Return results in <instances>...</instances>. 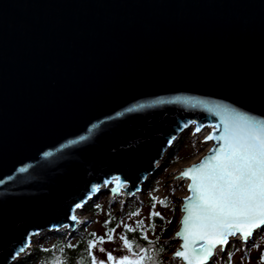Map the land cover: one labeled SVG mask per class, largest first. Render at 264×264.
<instances>
[{"label": "water", "instance_id": "obj_1", "mask_svg": "<svg viewBox=\"0 0 264 264\" xmlns=\"http://www.w3.org/2000/svg\"><path fill=\"white\" fill-rule=\"evenodd\" d=\"M229 114L264 121V0H0V264Z\"/></svg>", "mask_w": 264, "mask_h": 264}, {"label": "snow or ice", "instance_id": "obj_2", "mask_svg": "<svg viewBox=\"0 0 264 264\" xmlns=\"http://www.w3.org/2000/svg\"><path fill=\"white\" fill-rule=\"evenodd\" d=\"M188 126L189 122H185L182 127ZM213 128L214 132L205 137V142H216L212 149L198 164L186 168L179 176L190 181V195L186 197L182 208L184 215L177 233L182 243L180 250L174 253V264L177 260L183 264H210L217 251L224 252L232 238L247 243L257 232L264 234V121L241 114H229L221 118L220 127ZM201 131L202 127L196 126L193 135ZM80 139L83 141L85 137ZM108 183L111 181H106L105 186ZM115 184L111 192L119 195L124 185L118 179ZM97 191L99 188L96 186L91 190L92 193ZM157 203L161 207L168 206L166 198L158 201L153 199L152 209ZM83 206L84 203H77L72 212ZM132 215L137 216L139 213L134 212ZM157 217L163 219L161 213L150 211L149 221ZM70 219L80 223L75 214ZM108 223L105 221V227ZM143 225V220L137 221L135 228L124 225V232L135 233L137 229H143ZM153 227L149 225V228ZM114 234L116 228H108L103 237L91 234L92 239L86 245V264H158L157 257L149 248L134 245L131 238L124 234H118V238L121 251L126 254L117 257L112 252H106L100 245L112 242ZM137 238L147 241L144 235ZM28 247L29 243L26 242L20 247L19 253H24ZM67 247L74 246L68 244ZM56 264L63 262L57 258ZM228 264H231V253ZM258 264H264V253L259 256Z\"/></svg>", "mask_w": 264, "mask_h": 264}, {"label": "rangeland", "instance_id": "obj_3", "mask_svg": "<svg viewBox=\"0 0 264 264\" xmlns=\"http://www.w3.org/2000/svg\"><path fill=\"white\" fill-rule=\"evenodd\" d=\"M206 130L195 133V135H193L194 130L192 128L185 130L177 138L179 139L181 137H184L183 146L177 150L174 156L169 158H165L163 156L156 170L146 179H150L151 182H154L155 188L151 189L150 192L151 196L155 200L158 201L165 198L167 199L168 206L166 208L161 207L160 204L157 203L155 209L153 210L160 211L167 220L172 218L175 219L176 225L173 229L174 231L176 230L177 220L180 215V198L186 194L187 179H180L179 176L184 166H187L191 162H196L208 148L209 145L204 143L202 140L204 136L207 135H205ZM142 188L139 192L134 193L131 197L129 196L124 198L123 192H121V195H114L110 192V187H108V191L99 194L97 198L89 201L86 205H84V208L82 210L76 213L80 221V223H78V225L76 226V229L82 226L86 229V231H94L96 234L104 235L103 228L100 225L101 221L98 220L97 216H95L94 213L85 209L87 205L92 201L94 205H97L100 202H104L105 206H116V212L117 210L120 211V216L122 218L121 221L123 223L136 225L137 221L143 220V228L147 227L149 221L148 214L150 211V205L147 204V201H145L148 193H146V191H144ZM133 197H135L136 199L135 207H137V209L135 212L139 213V215L137 216H133L132 213H128V208H125L124 205V202L127 198ZM58 232L65 233L67 237H70L74 231H72L71 234H69L70 232L63 230ZM145 233L149 238L153 237V234H151L150 231H145ZM46 235H52V233L46 232L36 235L31 241L30 248L24 253V255L27 254L34 245L40 243L42 241V238ZM173 237L174 233H171L170 241L173 243L174 249H176L178 248V242L176 240H173ZM102 247L106 250V252H112L113 255L117 257L126 254L121 251V241L118 238L117 232L116 234H114L113 241L103 244ZM263 250L264 234L257 232L254 237L247 243H242L239 239L231 240L229 245L225 248L224 252L217 251L216 256L213 258V263L224 264L222 263V261H225V259L227 258L229 259V253H231V264H258L259 256L261 255ZM96 254L98 256L101 255L100 253ZM176 263L180 264L181 262L177 260Z\"/></svg>", "mask_w": 264, "mask_h": 264}, {"label": "trees", "instance_id": "obj_4", "mask_svg": "<svg viewBox=\"0 0 264 264\" xmlns=\"http://www.w3.org/2000/svg\"><path fill=\"white\" fill-rule=\"evenodd\" d=\"M184 137L177 139L165 152L164 157L169 158L175 155L177 150L183 146ZM143 190L146 191L147 196L145 201L150 205V211H153L151 205L153 197L151 196V189L155 188L154 182L150 179L146 180L142 186ZM125 208H128V213H134L137 209L136 199L127 198L124 202ZM99 206V207H97ZM104 202H100L94 205L93 201L90 202L85 208L97 216L98 220L101 221L100 225L103 228V233L108 230V228H116L118 234H124L131 238L132 242L139 244L142 247L149 248L158 259V264H174L173 258L169 257V254L174 249L173 243L170 241L171 233H174V227L176 225L175 219H165L160 211L163 219L157 217L152 221H148L147 227L143 229H137L135 233H125L124 225L135 228L136 225H130L123 223L121 221L120 211L117 210L116 206L106 205ZM149 211V213H150ZM155 211V210H154ZM122 214V213H121ZM149 217V214H148ZM105 221H109L107 227H105ZM152 224L154 227L149 228ZM145 229L153 234L152 238H149L145 233ZM92 233L94 231H86L82 226L78 227L70 237H67L65 233L53 232L52 235H46L42 238L40 243L34 245L30 251L17 260L14 264H56L57 258L63 262V264H82V262H87L88 257L86 253V245L89 239H92ZM96 234V233H95ZM140 235L147 236V241H152L149 244L147 241L138 239ZM97 237H103L104 235L96 234ZM71 244L74 247L68 248L67 245ZM102 247V245H100ZM264 253V250L263 252ZM229 259H225L222 263L227 264ZM175 264H177L175 262ZM216 264V263H210ZM219 264V263H218Z\"/></svg>", "mask_w": 264, "mask_h": 264}, {"label": "bare ground", "instance_id": "obj_5", "mask_svg": "<svg viewBox=\"0 0 264 264\" xmlns=\"http://www.w3.org/2000/svg\"><path fill=\"white\" fill-rule=\"evenodd\" d=\"M206 129H208V130H206ZM210 129H211V128H210L209 126H206L205 128L202 129V131H203V130H206V132H205V135H206V134H208V133L210 132ZM208 145H210V143H208ZM145 181H146V180H145ZM145 181L143 182V184L145 183ZM143 184H142V186H143ZM63 231H66V230H63ZM218 252H219V251H218Z\"/></svg>", "mask_w": 264, "mask_h": 264}]
</instances>
